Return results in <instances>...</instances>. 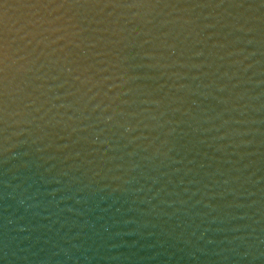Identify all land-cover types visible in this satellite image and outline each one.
Instances as JSON below:
<instances>
[{
    "label": "water",
    "instance_id": "water-1",
    "mask_svg": "<svg viewBox=\"0 0 264 264\" xmlns=\"http://www.w3.org/2000/svg\"><path fill=\"white\" fill-rule=\"evenodd\" d=\"M173 2L197 6L186 44L169 50L188 66L136 69L158 77L139 81L151 90L150 99L180 109L162 119L185 121L169 137L166 157L145 160L151 149L136 148L139 141L107 147L115 140L93 143V137L84 139L88 133L61 127L44 128L43 140L5 154L30 151L24 160L42 191L69 181L74 190L87 185L76 192L79 204L74 198L19 221L32 226L21 234L30 235L21 246L41 259L64 246L80 255L61 253L60 264H231L223 259L227 250L264 239V0ZM14 163L19 161L0 165L3 179L11 177ZM65 194L45 199L59 201ZM69 205L87 206L86 231L61 227L72 214L58 209ZM0 216L2 223L20 216L7 196L0 200Z\"/></svg>",
    "mask_w": 264,
    "mask_h": 264
},
{
    "label": "clouds",
    "instance_id": "clouds-1",
    "mask_svg": "<svg viewBox=\"0 0 264 264\" xmlns=\"http://www.w3.org/2000/svg\"><path fill=\"white\" fill-rule=\"evenodd\" d=\"M195 7L173 0H0V165L19 161L9 169V179L0 173V200L7 196L20 213L16 221L0 222V264H31L33 259L37 264L54 260L60 264L61 253L66 258L80 255L58 246L41 259L30 247L21 246L30 239L21 234L30 233L32 226L20 220L42 216L53 204L74 198L79 204L76 192L87 187L74 190L69 181L51 192L42 191L36 187L30 162L24 160L30 151L5 156L43 140L39 133L44 128L86 132L84 139L93 137V143L115 140L107 147L126 148L139 141L136 148L151 149L142 157L145 160L167 156L169 137L185 121L162 119L169 110L174 114L180 109L162 108L163 100L150 99L151 90L139 81L158 77L136 69L188 66L172 59L169 50L186 44L191 32L186 26L192 23L189 16ZM133 132L137 135L132 136ZM25 134L28 138L19 139ZM121 140L126 143L121 145ZM56 192L66 194L59 201L45 199ZM58 210L72 214L61 227L87 230L83 225L90 222L82 217L86 205ZM227 252L223 259L231 264H264V239Z\"/></svg>",
    "mask_w": 264,
    "mask_h": 264
}]
</instances>
